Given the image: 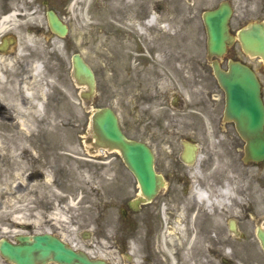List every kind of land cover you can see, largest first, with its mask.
<instances>
[{
    "label": "flooded vegetation",
    "instance_id": "1",
    "mask_svg": "<svg viewBox=\"0 0 264 264\" xmlns=\"http://www.w3.org/2000/svg\"><path fill=\"white\" fill-rule=\"evenodd\" d=\"M75 1L39 0V8L42 9L39 13L46 15L47 11L53 9L65 14ZM110 1L106 0L107 7ZM122 1L115 0V10L109 11L112 13L109 21L113 29L107 33L109 41L113 39L120 46L127 42L131 45L122 60V80L125 82L123 89L126 94L133 97L130 100L133 108L124 114L121 130L127 139L142 141L153 150L155 171L166 183L160 189V195H167L166 199L157 198L154 203L155 207L160 203L168 205V236L173 246L170 261L153 244H157L161 250L158 242L162 235L161 227L153 226L146 214L147 210L140 207L138 213L142 214V219L139 223L145 227L143 235L138 234L136 241L126 239L119 251L108 252L114 255V260L107 259V262L235 264V241L257 242V224H264V204L255 212L256 191H263L259 201L264 199V172H252L248 177L249 183L245 185L237 182L235 186L227 185V180L221 176L222 172L205 169L211 162L212 156L209 154L207 160L196 164L200 170L187 169L189 165L182 159L185 142L202 147L200 140L207 143L210 139L222 150L226 142L237 138L235 124L224 117V93L213 73V59H209L207 50L196 58H186L185 53L179 50L176 57L173 38H164L160 42L156 37L159 33L151 24V18L155 16L150 0H126L134 3V9L123 7ZM15 3L16 0H0V47L3 50L0 52V162L4 163L24 161L31 154L29 135L27 138L15 139V132L32 125L33 104L24 89L31 87L33 66L37 85L46 84L47 74L44 61L37 62L36 58L21 54V49H16V46H5L3 43L14 28L13 21L5 19L14 13ZM26 7L31 9L34 6L27 4ZM168 8L169 11L162 14L156 9L162 15L164 24L174 18L173 5L169 4ZM88 12L93 13V7ZM17 13L22 14L21 11ZM32 13L38 14L35 11ZM127 25L139 28L143 35L134 38L132 29L129 30ZM229 30L235 33L236 59L248 64L259 80L260 77L264 79V62L260 57L246 54L240 41V36L253 30H258L264 37V0H235V13L231 17ZM141 45L148 46V56L143 54ZM229 58L228 51L218 60L227 66ZM261 89L264 99L263 85ZM35 93L40 95L42 107L41 116L35 119L36 129L40 130L47 126V120L42 116L46 105L48 102L57 104L59 97H55V100L54 97L49 99L45 92L43 95ZM37 99L35 97L34 102H38ZM177 142L181 146L178 153L173 150ZM159 146L168 147L173 154L165 159L158 154ZM30 173L41 176L36 170L30 169ZM223 189H226L227 194L222 192ZM199 190L204 192V201L198 194ZM57 208V205L44 207L48 223H55L52 220L56 217L50 214L57 213ZM235 230L238 235H235ZM46 231L52 232L50 229ZM122 233L126 237L124 229Z\"/></svg>",
    "mask_w": 264,
    "mask_h": 264
},
{
    "label": "rangeland",
    "instance_id": "2",
    "mask_svg": "<svg viewBox=\"0 0 264 264\" xmlns=\"http://www.w3.org/2000/svg\"><path fill=\"white\" fill-rule=\"evenodd\" d=\"M222 1L230 2L235 12V0L149 2L161 14L169 11V4L173 5L174 18L169 20V29L162 27L165 29L163 34L171 37L175 32L173 41L176 54L180 50L185 53L186 58H196L203 55L206 47L201 14ZM19 2L22 5L27 3L26 0H18L16 3ZM114 2L115 0H111L109 8L106 9L103 0H96L92 16L86 13L89 0L81 1V8L78 11L72 9L74 13L69 11V16L62 17L58 13L69 28L64 39L50 33L43 15L27 13L26 17L17 19L13 25L18 46H23L22 54L35 56L37 61L42 60L47 66V88L45 84L40 87L33 83V78L32 88L38 92L44 89L49 99L54 97L56 100L55 97H59V101L57 104L51 105L48 102L46 105L45 128L36 129L37 116L36 113H31V127L15 132V139L27 138L28 135L31 139V154L27 159L15 160L13 163L0 162V238L13 240L20 234H36L50 229L53 233L60 234L65 241L75 244L78 249L109 256L108 251L120 249L121 230L125 225L132 227L126 229L125 235L131 236L133 241L138 239V234L143 235L145 231V227L139 223L142 219L141 213L129 215L128 222L119 213L121 206L137 197L135 179L117 155L114 158L112 153L92 147L90 113L93 107H112L121 124L124 114L133 108L130 102L133 97L126 94L123 89L125 82L122 80V60L129 45L126 43L117 46L115 40L109 42L106 37L109 29H113L108 21L112 13L108 11L115 10ZM132 4L134 3L122 1V6L127 9H134ZM33 10L38 11L37 7ZM127 28L132 29L134 38L141 37L138 29L129 25ZM122 31L126 32L124 29ZM42 33L44 36H41ZM162 36H157L161 37L160 42L164 39ZM74 53L81 54L95 74L97 91L93 103L82 100L79 95L84 89L77 87L72 76L71 55ZM229 57L236 59L235 48L229 50ZM200 142L203 144L200 149L201 156L206 158L212 152L209 153L212 156L209 170L234 173L236 182L244 185L249 183L248 177L252 172H264V164L252 166L243 162L241 140L237 139L236 150L229 143L221 152L210 148V141ZM157 149L158 154L165 159L170 155L166 146H159ZM173 149L179 151V142L174 144ZM30 169L40 172L41 176L28 174ZM262 193L263 191H256V200ZM166 197L167 195L162 196L163 199ZM52 205H57L58 208L57 213L50 214L56 217L52 220L55 223L50 224L46 221V212L43 209ZM257 206L258 204L256 209ZM159 208L167 213L168 208L164 204L156 209L147 205L144 209L148 210L147 215H151L153 219L156 216L157 222L165 225L167 230L169 222L167 217L164 222L160 220ZM151 224L154 226V221ZM153 244L162 251L157 244ZM171 247L169 245L163 250L170 261ZM0 264L8 263L0 257ZM235 264H264V254L259 244L235 241Z\"/></svg>",
    "mask_w": 264,
    "mask_h": 264
},
{
    "label": "water",
    "instance_id": "3",
    "mask_svg": "<svg viewBox=\"0 0 264 264\" xmlns=\"http://www.w3.org/2000/svg\"><path fill=\"white\" fill-rule=\"evenodd\" d=\"M230 12L229 6L222 4L217 9L203 14L210 54L221 55L226 43L230 41L227 32ZM48 20L52 31L59 36L66 34V27L55 15L49 13ZM250 37L242 40L244 48L257 50L256 53L264 58V42L259 37L253 39ZM73 68L75 79L80 84L88 86L89 92L84 96L88 99L95 87L93 73L78 55L73 56ZM215 73L226 93L225 116L235 121L239 134L246 141L247 158L253 161L263 160L264 106L259 95V84L253 72L239 63H230L228 72L215 67ZM94 129L100 145H108L120 151L125 164L139 183L142 196L150 200L158 186L150 149L143 143L127 141L119 130L114 113L109 108H103L96 113ZM186 161H190V157ZM259 237L264 250V233H260ZM16 241L17 244H13L0 239V254L12 264H37L46 261H55L59 264H104L101 261L88 260L81 253L74 252L48 234L18 236Z\"/></svg>",
    "mask_w": 264,
    "mask_h": 264
},
{
    "label": "bare ground",
    "instance_id": "4",
    "mask_svg": "<svg viewBox=\"0 0 264 264\" xmlns=\"http://www.w3.org/2000/svg\"><path fill=\"white\" fill-rule=\"evenodd\" d=\"M12 17H14V15H12ZM9 18L10 17H8V19ZM157 22H158V18L156 16L151 18V24H156ZM34 71H35V69H34ZM33 74L35 75L36 73L33 72ZM24 91H25V95L32 98V100H34L35 97H38V99H37L38 102H35V104H36V108H37L38 113H40V109H41V103L39 101L40 95L36 96V94L32 88H25ZM227 177H228V181H229L230 175L228 174ZM234 179H235V177H234ZM222 192L224 194H227L226 189H223ZM200 195H203V193L200 192Z\"/></svg>",
    "mask_w": 264,
    "mask_h": 264
}]
</instances>
